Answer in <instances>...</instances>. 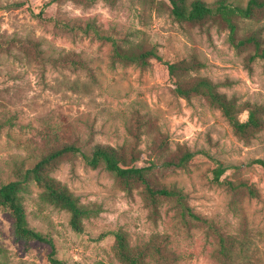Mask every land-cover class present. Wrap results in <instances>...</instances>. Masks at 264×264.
I'll return each instance as SVG.
<instances>
[{
  "label": "rangeland",
  "instance_id": "1",
  "mask_svg": "<svg viewBox=\"0 0 264 264\" xmlns=\"http://www.w3.org/2000/svg\"><path fill=\"white\" fill-rule=\"evenodd\" d=\"M171 9L170 0H0V184L22 181L28 224L49 240L18 235L11 209L0 204V264H53L51 252L66 264H264V168L252 163L264 159V128L238 135L205 97L179 95L178 78L162 61L121 60L108 41L66 24L92 22L125 39L126 48L154 47L165 60L195 56L202 66L181 78L207 77L241 105L264 107V59L252 60L254 47L235 42L264 39V15L235 17L233 41L219 15L189 23ZM75 139L86 152L110 144L128 164L154 163L150 183L178 189L183 201L151 196L144 183L68 154L43 176L90 209L74 229L70 212L27 169ZM184 149L202 153L184 168L162 163ZM219 162L238 165L223 179L247 181L253 193L215 182ZM117 232L131 258L120 254Z\"/></svg>",
  "mask_w": 264,
  "mask_h": 264
},
{
  "label": "trees",
  "instance_id": "2",
  "mask_svg": "<svg viewBox=\"0 0 264 264\" xmlns=\"http://www.w3.org/2000/svg\"><path fill=\"white\" fill-rule=\"evenodd\" d=\"M172 9L171 12L175 19L181 22L202 23L216 15H219L223 21L231 29V40L235 41V31L237 28L234 22L235 17L250 19L264 15V0H246L245 2L228 3L221 1L217 7L209 5L204 0H170ZM71 30H78L82 33H92L101 40L108 41L112 45L113 55L121 60L131 63H137L143 67L150 65L151 59L155 58L162 61L173 77H177L176 92L189 99L192 96L200 95L205 97L212 105L218 107L223 116L232 125L234 131L242 136H253L257 131L264 128V107L257 104L241 105L235 96H228L226 93L219 91L217 84L207 77L197 76L193 79L181 78L182 75H187L196 71L202 66V62L195 56L190 59H178L174 61L165 60L163 56L154 47H129L124 46L125 39L118 37L116 33L108 32L92 22L86 24L66 23ZM237 45L242 46L251 44L254 47V52L250 56L252 60L256 58L264 59V39L249 35L240 37L235 41ZM73 63H78L74 62ZM248 110V118L242 120L240 115L242 111ZM78 140H73L72 143H65L62 146L53 147L27 169L28 174L42 181L49 190L51 196L61 203L71 215V224L76 230H81L80 221L87 217L90 209L82 207L76 197L66 188L61 187L56 181L44 177V173L52 167L59 159L68 154H81L86 163L92 167H97L103 164L106 169L113 172L118 178L124 182H142L146 185V191L151 196L177 197L183 201V194L174 187H170L163 183H150V175L156 166L152 163L149 166H139L135 163H127V154L118 147L110 144L96 143L90 152L84 151ZM202 151H192L184 149L176 155L166 157L162 162L165 166L187 167L189 163ZM136 162L138 159H133ZM254 164H259L264 168V159L257 158L252 161ZM239 166L231 163L219 162L214 168L213 180L220 184H225L231 189L246 188L250 193H253V187L244 180L237 182L223 179L225 172L231 168ZM22 181L11 180L0 184V204L8 206L15 218L16 232L18 235L31 240L49 242L46 236L40 231L32 229L27 221V215L24 205L21 202L19 192ZM185 213L192 219L201 222H207V219L192 211L189 206H185ZM116 238L118 241L119 252L122 256L131 258L127 252V245L124 235L117 232ZM50 261L53 264H66L64 261L50 253ZM134 264H138L136 258H132Z\"/></svg>",
  "mask_w": 264,
  "mask_h": 264
}]
</instances>
